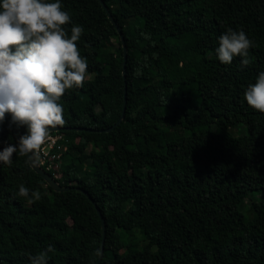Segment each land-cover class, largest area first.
I'll return each mask as SVG.
<instances>
[{"label": "trees", "instance_id": "1", "mask_svg": "<svg viewBox=\"0 0 264 264\" xmlns=\"http://www.w3.org/2000/svg\"><path fill=\"white\" fill-rule=\"evenodd\" d=\"M104 1L125 37L126 79L100 1L61 0L84 28L89 73L61 98L66 123L51 133L68 147L56 180L72 189L55 192L27 157L0 163V264H31L49 245L48 264H96L102 221L83 190L106 221L100 264H264V113L244 99L264 72V0ZM229 28L254 42L247 67L217 58ZM126 83L125 119L105 132ZM10 125L0 151L27 131ZM21 184L41 199L28 204Z\"/></svg>", "mask_w": 264, "mask_h": 264}, {"label": "clouds", "instance_id": "2", "mask_svg": "<svg viewBox=\"0 0 264 264\" xmlns=\"http://www.w3.org/2000/svg\"><path fill=\"white\" fill-rule=\"evenodd\" d=\"M83 32L82 26L72 24L61 0H0V124L10 116L11 125L27 129L18 144L0 151V163L10 167L18 155L27 157L33 167L43 164L52 130L66 123L61 98L69 90L83 88L89 78L87 58L78 47ZM253 46L242 29L229 28L215 51L221 63L231 65L240 57L247 67L252 63L249 50ZM244 99L249 107L264 113V72L247 87ZM17 195L28 204L41 199L39 190L23 184ZM54 251L49 245L30 257L31 264H48L49 253ZM94 254L99 257L102 252L97 249Z\"/></svg>", "mask_w": 264, "mask_h": 264}, {"label": "water", "instance_id": "3", "mask_svg": "<svg viewBox=\"0 0 264 264\" xmlns=\"http://www.w3.org/2000/svg\"><path fill=\"white\" fill-rule=\"evenodd\" d=\"M100 3L102 4L103 6V9L106 11L111 23L115 26L118 34H119V37L121 39V43H122V46H123V50H124V63H123V74H124V79H126V65H127V60H128V49H127V46H126V42H125V37H124V34L122 32V29L120 28V26L117 24L114 16L112 15V13L110 12L108 6L106 5L105 1L104 0H99ZM127 102H128V89H127V83H126V88H125V96H124V110H123V113H122V116L121 118L119 119V121L116 123L115 126L111 127L110 129H107L105 130V132H110L112 130H114L117 126H119L123 120L125 119V114H126V109H127ZM62 128L61 127H57L56 129H53L51 133H57L59 131H61ZM79 130V128H78ZM30 164V163H29ZM30 166L32 167V169L34 171H36L38 174H40L43 179L45 180V182L55 191V192H65V191H69L71 190L72 188L71 187H65V186H62L51 174H49L46 170H44L41 166L39 167H33L31 164ZM88 199H90L93 204L96 206V209H97V212H98V215L102 221V227H103V242H102V255L99 256V259L97 261L96 264H100L102 259H103V255H104V244H105V236H106V221H105V218L102 214V211L100 209V207L97 205V203L93 200V198L91 197V195L87 192V191H82Z\"/></svg>", "mask_w": 264, "mask_h": 264}, {"label": "built area", "instance_id": "4", "mask_svg": "<svg viewBox=\"0 0 264 264\" xmlns=\"http://www.w3.org/2000/svg\"><path fill=\"white\" fill-rule=\"evenodd\" d=\"M52 135V134H51ZM68 151L66 140L63 135H52L50 145L46 148V154L43 156L41 167L58 179L62 169V159Z\"/></svg>", "mask_w": 264, "mask_h": 264}, {"label": "rangeland", "instance_id": "5", "mask_svg": "<svg viewBox=\"0 0 264 264\" xmlns=\"http://www.w3.org/2000/svg\"><path fill=\"white\" fill-rule=\"evenodd\" d=\"M194 100H195L197 103L199 102V100H198L197 98H195ZM248 201H249V200H248ZM248 201H247V203H248ZM247 212H248V211H247ZM244 213H245V211H244ZM69 223H71V222L69 221ZM56 240H57L59 243H63V242H64V240H63L62 238H59V239L57 238Z\"/></svg>", "mask_w": 264, "mask_h": 264}]
</instances>
